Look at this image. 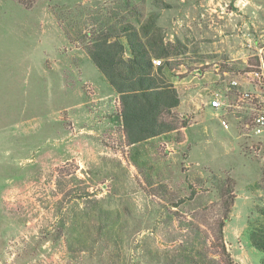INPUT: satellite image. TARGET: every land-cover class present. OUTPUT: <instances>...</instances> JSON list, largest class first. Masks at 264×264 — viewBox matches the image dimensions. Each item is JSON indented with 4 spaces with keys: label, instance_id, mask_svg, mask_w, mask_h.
I'll return each mask as SVG.
<instances>
[{
    "label": "rangeland",
    "instance_id": "rangeland-1",
    "mask_svg": "<svg viewBox=\"0 0 264 264\" xmlns=\"http://www.w3.org/2000/svg\"><path fill=\"white\" fill-rule=\"evenodd\" d=\"M236 1L0 0V264H171L187 247L223 264L229 211L232 260L264 264L251 242L264 133L250 125L264 81L245 74L264 66V0ZM154 19L178 53L166 76L181 102L164 116L174 128L130 145L88 46ZM214 93L235 108L212 107Z\"/></svg>",
    "mask_w": 264,
    "mask_h": 264
},
{
    "label": "trees",
    "instance_id": "trees-1",
    "mask_svg": "<svg viewBox=\"0 0 264 264\" xmlns=\"http://www.w3.org/2000/svg\"><path fill=\"white\" fill-rule=\"evenodd\" d=\"M141 28L123 21L120 27H110L106 33L102 31L88 46L92 61L120 96V118L130 145L143 143L174 128L164 116L181 102L178 89L166 76L172 71V58L178 53H173L174 49L165 43L163 30L155 25V19ZM155 58L162 59L157 66L153 62ZM229 206L230 201L227 202ZM228 213L218 222L217 238L225 261L222 260L223 264H236L223 240ZM251 242L264 249V235L252 233ZM196 258L187 247L173 255L170 261L171 264H195L194 261L196 264H211L208 257L201 262Z\"/></svg>",
    "mask_w": 264,
    "mask_h": 264
},
{
    "label": "built area",
    "instance_id": "built-area-1",
    "mask_svg": "<svg viewBox=\"0 0 264 264\" xmlns=\"http://www.w3.org/2000/svg\"><path fill=\"white\" fill-rule=\"evenodd\" d=\"M250 0H238L236 1V6H239L240 4L243 6H246L249 3ZM155 64H160V60H153ZM246 75L252 76L254 77V80H256V78L259 80V84H262L264 79L262 78L264 76V66H261L260 69L254 70V71H248L245 73ZM239 81L238 80H233L231 82V87L233 88H238L243 90L242 85H239ZM263 85V84H262ZM241 99H251L255 97L254 93L251 92H241ZM257 97V95H256ZM255 97V98H256ZM209 104L214 107V108H220L223 106L226 107V109H229L231 106H233L235 108V106L231 103V101L228 99L227 101L223 100L217 93H214L213 98H211L209 100ZM222 124L224 127L229 128V124L227 122L226 119H222L221 120ZM252 126V131L255 134H263L264 133V108L260 109L253 118L252 124H250Z\"/></svg>",
    "mask_w": 264,
    "mask_h": 264
},
{
    "label": "crops",
    "instance_id": "crops-1",
    "mask_svg": "<svg viewBox=\"0 0 264 264\" xmlns=\"http://www.w3.org/2000/svg\"><path fill=\"white\" fill-rule=\"evenodd\" d=\"M208 52V51H205V53Z\"/></svg>",
    "mask_w": 264,
    "mask_h": 264
}]
</instances>
